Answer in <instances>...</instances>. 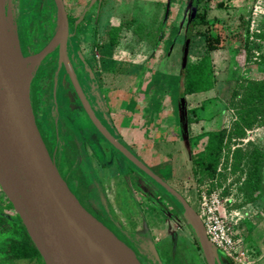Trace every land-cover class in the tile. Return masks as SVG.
<instances>
[{
    "label": "rangeland",
    "instance_id": "obj_1",
    "mask_svg": "<svg viewBox=\"0 0 264 264\" xmlns=\"http://www.w3.org/2000/svg\"><path fill=\"white\" fill-rule=\"evenodd\" d=\"M64 1L74 5L71 14L67 4L70 19L78 15L69 23L67 54L95 116L151 171L189 195L195 211L198 190L210 191L212 183L210 176H202L193 166L191 150L200 148L207 132L225 130L216 187L225 210L236 213L235 236L243 239L247 252L241 263L216 251L223 259L220 264H264V195L249 201L240 189L248 154L254 148L264 150V0H216L209 5L205 0ZM217 1L222 5L216 6ZM16 3L17 42L21 54L27 56L41 50L54 34L56 7L43 13L42 0ZM192 10L196 18L187 62L195 63L210 54L215 83L209 90L185 95L191 120L186 135L182 137L178 127L174 129L176 141L150 147L125 121V111L127 105H138L146 111L143 122L148 123L152 116L157 122L167 121L165 112L172 107L178 124L182 47ZM119 23L116 46L106 45L108 27ZM208 27L226 37L223 47L210 52L203 34ZM143 91V97L136 100ZM29 98L53 161L70 189L133 249L142 264H206L195 227L167 190L114 148H108L107 157L102 154L97 143L106 144V140L92 125L63 64L58 63V48L37 64L29 81ZM147 129L145 126V132ZM152 148L161 152L152 155ZM161 157L174 158L179 165L172 181L173 165ZM5 203L0 188V264H9L11 238L27 239ZM10 264L39 262L37 258L14 259Z\"/></svg>",
    "mask_w": 264,
    "mask_h": 264
},
{
    "label": "water",
    "instance_id": "obj_2",
    "mask_svg": "<svg viewBox=\"0 0 264 264\" xmlns=\"http://www.w3.org/2000/svg\"><path fill=\"white\" fill-rule=\"evenodd\" d=\"M56 28L38 52L17 60L9 41L0 0V188L18 214L45 264H142L132 248L88 211L58 171L37 126L29 98L27 65H37L54 48L87 115L100 133L128 160L164 187L182 206L198 234L207 264H216L217 249L208 239L195 209L173 187L151 171L113 136L92 111L67 54L69 21L63 0H53ZM194 6V5H193ZM194 10L182 47V68L192 35ZM178 112L187 133L186 97L180 94Z\"/></svg>",
    "mask_w": 264,
    "mask_h": 264
},
{
    "label": "trees",
    "instance_id": "obj_3",
    "mask_svg": "<svg viewBox=\"0 0 264 264\" xmlns=\"http://www.w3.org/2000/svg\"><path fill=\"white\" fill-rule=\"evenodd\" d=\"M44 3L43 13L50 12L51 8L55 7L53 0H42ZM216 0H205V4L209 5L210 2ZM64 2V7L67 13V18L69 23L73 22L78 15L73 16L71 19L69 17L70 12L67 8L68 2ZM71 7V14L74 5L68 4ZM222 2L217 1L216 6H221ZM53 6V7H51ZM200 17L203 21H205V15L201 14ZM196 18L194 14L193 19ZM121 23L110 25L106 31L107 41L104 43L106 45H110L111 47L116 46L118 42V36L120 33ZM204 38L206 43V49L208 52L213 51L215 49L221 48L226 43L225 35L218 29L211 32L208 27L204 32ZM95 44V43H94ZM246 47V43L244 44ZM179 82H180V94H192L201 91H206L211 89L215 83V76L213 71L212 58L210 54L203 55L199 61L195 63L186 62L185 66L181 69L179 74ZM189 110L187 109V122L190 123L191 120L188 116ZM178 127L180 131L177 132L183 137L184 131L182 124L180 122V118L178 119ZM177 136V134H176ZM225 139V130L223 128H219L216 130H212L203 135V142L198 150L192 151L190 153V159L194 167H197V172H200L202 176L208 175L211 178L215 176L217 163L219 161L220 154L223 149V142ZM154 155L155 151L149 150ZM247 172L246 177L242 183V187L240 188L245 197L250 201L256 199L257 196L264 195V150H260L258 148H254V150L248 154V162L246 163ZM194 169V168H193ZM195 170V169H194ZM6 199L5 206L9 210L13 211V215L15 217L14 221L20 228H22L25 232V227L22 224L18 214L13 210L12 204ZM173 197V196H172ZM174 198V197H173ZM175 199V198H174ZM175 201H177L175 199ZM180 205V203L177 201ZM181 206V205H180ZM27 239H18L11 238L8 244V250L10 252V259L6 260L7 263H11L14 259H32L37 258L39 264H45L42 257L40 256L37 248L34 246L31 241L28 233L26 232ZM198 247L200 245L196 240Z\"/></svg>",
    "mask_w": 264,
    "mask_h": 264
},
{
    "label": "built area",
    "instance_id": "obj_4",
    "mask_svg": "<svg viewBox=\"0 0 264 264\" xmlns=\"http://www.w3.org/2000/svg\"><path fill=\"white\" fill-rule=\"evenodd\" d=\"M216 171H219V167ZM213 181L216 184V177ZM196 212L212 245L232 261L242 263L241 258L247 250L243 247V239L235 236L236 213L225 210L223 198L216 186L210 191L199 192Z\"/></svg>",
    "mask_w": 264,
    "mask_h": 264
},
{
    "label": "crops",
    "instance_id": "obj_5",
    "mask_svg": "<svg viewBox=\"0 0 264 264\" xmlns=\"http://www.w3.org/2000/svg\"><path fill=\"white\" fill-rule=\"evenodd\" d=\"M152 80H150L145 85V87L147 88V90L150 89ZM143 81H144V79H143ZM128 90H129L128 91L129 94H131L130 93L131 89H128ZM126 91H127V89H126ZM144 91L143 92H140L138 94L136 100L138 98H142L143 97ZM125 112H126V114H125L126 116L124 118L125 121H127V123L130 124L129 126L131 127V129L133 130V132L136 134V136H138V138H143L144 141H146L145 143L148 144L150 147H152L151 146L152 144H155V146L157 144H159L160 146H162L164 144V146H165L166 144H170V141H176L177 136H175L176 135L175 134L176 132H174V129L175 128L176 129L178 128V124L177 125L175 124L176 123V116L174 114V110L172 109V107L171 108L169 107V110L167 109L166 112H165V117L164 118H168L167 121H164L163 119H160L159 122H157L156 120H154V117L153 116H152V119L150 120V122H148V123L147 122H143L144 114H145L146 111L144 109L142 110V108H138V105H135L132 108H129L128 105H127V109H126ZM145 126H147V128H148L146 130V132L144 130L145 129ZM123 128L124 127H122L121 129H123ZM119 131H121V130H119ZM125 136H126L127 139H131V140H135V138H136V137H132L131 135H125ZM162 141H164V142H162ZM167 141H169V142H167ZM133 142H135V141H133ZM97 145L98 146L99 145L101 146V149L103 150L102 154L105 157H107L108 154H109L108 153V148H110V146H108V145L106 146V144L103 143V142L102 143L101 142L100 143H97ZM137 145H139V143H137ZM152 149H153V151H155L156 154L159 153V152H161L158 148H152ZM104 151H106V153ZM161 160H163L162 157H161ZM164 161H165V163H166V161L167 162L169 161L173 165L172 166V177H171V181H172L174 179V177H175V173H177V169H179V165H177V163L175 162V159L174 158H172L171 161H170V158L168 157L167 159H164L163 162ZM158 162H159V160H158ZM159 165H162V163H159ZM215 177L216 176H214V177L211 178V181H212L211 182L212 183L211 186H212V188H214V181L213 180L215 179ZM165 182L167 184H169L171 187H173V185H171V182L170 183H168L167 181H165ZM215 186H216V184H215ZM175 190L178 191L177 189H175ZM202 190H204V189H202V187H200V189L198 190V192H200ZM178 192L193 207V204H192L193 201L191 200V197H189V195H186L185 196L184 194L181 193V191H178ZM168 194L171 195L169 192H168ZM196 200L197 201H196V204L195 205L197 206V204H198V197L196 198ZM227 259H229V258L227 257ZM221 261H223V259L218 254V258L216 259V264H220ZM206 264H207V262H206Z\"/></svg>",
    "mask_w": 264,
    "mask_h": 264
},
{
    "label": "bare ground",
    "instance_id": "obj_6",
    "mask_svg": "<svg viewBox=\"0 0 264 264\" xmlns=\"http://www.w3.org/2000/svg\"><path fill=\"white\" fill-rule=\"evenodd\" d=\"M51 7H53V6H51ZM52 9V8H51ZM21 10V9H20ZM21 11H19V13H20ZM4 13H5V19H6V23H7V30H8V34H9V41H10V44H11V46H12V48H13V51H14V56H15V58L17 59V60H19L20 58H21V54L19 53V51H18V49H17V47H18V45H17V37H16V17H17V3H16V0H4ZM53 13H54V11H53ZM53 16V15H52ZM54 17V16H53ZM50 18H52V17H50ZM48 21V20H47ZM54 21V20H53ZM19 24V23H18ZM49 24H51L50 22H49ZM53 24V23H52ZM51 26V25H50ZM51 28V27H50ZM50 28H49V30H50ZM48 29V28H47ZM52 29V28H51ZM50 32H51V30H50ZM22 45V44H21ZM23 51V50H22ZM24 52V51H23ZM57 53V52H56ZM24 55V54H23ZM55 55V54H54ZM54 55H53V57H54ZM57 56V55H56ZM49 57H52L51 55L49 56ZM48 58V57H47ZM52 59V58H51ZM47 61V60H46ZM45 60H44V63L46 62ZM48 62V61H47ZM41 64H43V63H41ZM44 66H45V64H43ZM42 66V65H41ZM36 67H37V65H27V75H28V78L29 79H31V77L33 76V74H34V72H35V69H36ZM39 68V67H38ZM41 69V68H40ZM38 70V69H37ZM62 70V69H61ZM38 72V71H37ZM64 73V72H63ZM62 73V74H63ZM33 83V82H32ZM51 112V111H50ZM58 116H59V113H58ZM60 117V116H59ZM59 124V123H58ZM61 125V124H60ZM59 125V126H60ZM61 131H62V129H61ZM59 136V135H58ZM69 136V135H68ZM65 138V137H64ZM67 139V138H66ZM59 141V140H58ZM68 141H70L69 139H68ZM67 141V142H68ZM64 142V141H63ZM70 142H72V141H70ZM61 144V143H60ZM64 144H66V143H64ZM63 144V145H64ZM71 144H73V142L71 143ZM62 145V146H63ZM67 145V144H66ZM70 146V145H69ZM66 147V146H65ZM74 147V146H73ZM63 148V147H62ZM66 149V148H65ZM68 149V148H67ZM76 149V148H75ZM61 150V149H60ZM64 150V149H63ZM67 150H65V152H64V154L65 153H67L66 152ZM74 153H75V151H74ZM61 154V153H60ZM60 157V156H59ZM67 157H68V154H67ZM66 158V157H65ZM74 158V157H73ZM59 160V159H58ZM65 160V159H64ZM62 161V159L60 158V162ZM67 161V160H66ZM73 161H74V159H73ZM63 162V161H62ZM65 163V162H64ZM61 165V164H60ZM65 165V164H64ZM73 167V166H72ZM66 168V167H65ZM70 170H73V169H70ZM69 170V171H70ZM68 171V172H69ZM68 172H66V173H68ZM73 172V171H72ZM71 175H73V173L71 174ZM75 178H76V175H75ZM77 178H78V176H77ZM76 178V179H77ZM70 179H72V178H70ZM79 180V178L77 179V181ZM71 182H72V180H71ZM79 182L80 181H78L76 184H79ZM71 184V183H70ZM74 185V184H73ZM71 186V185H70ZM79 186V185H78ZM72 188V187H71ZM72 190V189H71ZM80 190V189H79ZM79 193H81V192H79ZM82 194V193H81ZM80 194V195H81ZM80 200H81V198H80Z\"/></svg>",
    "mask_w": 264,
    "mask_h": 264
},
{
    "label": "flooded vegetation",
    "instance_id": "obj_7",
    "mask_svg": "<svg viewBox=\"0 0 264 264\" xmlns=\"http://www.w3.org/2000/svg\"><path fill=\"white\" fill-rule=\"evenodd\" d=\"M77 80H78V82H79V79L77 78ZM80 84V83H79ZM76 93V92H75ZM77 95V94H76ZM78 97V96H77ZM78 99H79V97H78ZM79 101H80V99H79ZM81 102V101H80ZM94 111V110H93ZM102 116H104L105 117V115L104 114H102ZM89 117V116H88ZM106 118H107V116H106ZM90 119V118H89ZM108 119V118H107ZM90 121H91V119H90ZM37 122V121H36ZM91 123H92V125L96 128V126L93 124V122L91 121ZM102 124V123H101ZM37 126H38V124H37ZM103 126L107 129V127L103 124ZM38 128H39V126H38ZM97 129V128H96ZM98 130V129H97ZM108 130V129H107ZM39 131H40V129H39ZM113 136H115L116 137V135H114L110 130H108ZM98 132L100 133V131L98 130ZM41 133V132H40ZM42 135V134H41ZM100 135H102L101 133H100ZM103 136V135H102ZM104 137V136H103ZM42 138H43V136H42ZM117 138V137H116ZM104 139L106 140V144L108 145V146H110V147H112V148H114L118 153H120L121 155H123L118 149H116L105 137H104ZM118 139V138H117ZM43 140H44V138H43ZM118 141H119V139H118ZM45 142V141H44ZM121 144H122V142L121 141H119ZM45 145H46V142H45ZM103 145V144H102ZM46 147H47V145H46ZM103 147V146H102ZM47 149H48V151H49V153H50V155H51V157H52V153H51V151L49 150V148L47 147ZM105 153H106V151H104ZM62 177L64 178V176L62 175ZM65 179V178H64ZM65 181L67 182V184H68V181L65 179Z\"/></svg>",
    "mask_w": 264,
    "mask_h": 264
}]
</instances>
